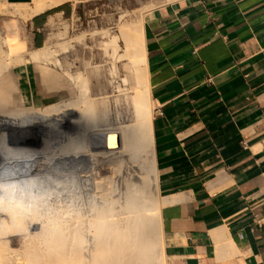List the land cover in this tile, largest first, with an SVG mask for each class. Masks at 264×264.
Listing matches in <instances>:
<instances>
[{"label":"bare ground","instance_id":"bare-ground-1","mask_svg":"<svg viewBox=\"0 0 264 264\" xmlns=\"http://www.w3.org/2000/svg\"><path fill=\"white\" fill-rule=\"evenodd\" d=\"M62 1L8 4L27 19ZM152 8L120 14L95 50L74 49L84 35H69L14 59L0 53V76L26 62L42 84L37 106L26 74L15 99L0 84V127L43 136L35 149L0 137V264H166L143 45Z\"/></svg>","mask_w":264,"mask_h":264},{"label":"crops","instance_id":"crops-1","mask_svg":"<svg viewBox=\"0 0 264 264\" xmlns=\"http://www.w3.org/2000/svg\"><path fill=\"white\" fill-rule=\"evenodd\" d=\"M142 24L165 263L264 264V0H172Z\"/></svg>","mask_w":264,"mask_h":264},{"label":"rangeland","instance_id":"rangeland-1","mask_svg":"<svg viewBox=\"0 0 264 264\" xmlns=\"http://www.w3.org/2000/svg\"><path fill=\"white\" fill-rule=\"evenodd\" d=\"M170 1L172 0H87L78 6L76 0L68 2L72 6L71 11L68 7L63 8L62 11H59V8H51L35 17L28 16L26 19L27 16H22L13 8L11 9L7 0H2L0 3V36L5 39V42L0 41L2 43L0 44V53L3 54L4 50L8 51L11 59L12 57L14 59L15 56H25L31 49L45 47L48 44L53 46V43L55 45L69 35H84L81 42L75 43L74 49L83 51L84 48L85 51L87 48H94L95 50L97 46L94 40L99 37V31L112 27L120 14H124V18H127L130 14V16L133 15L134 10L145 4H151L154 8ZM23 18L26 20L24 21ZM57 39L59 40L57 41ZM82 43L86 44L83 45ZM12 64L1 74L0 84L9 91L12 90L10 97L14 96L12 99H15L21 90V76L26 74L29 90L32 91L30 92V105H41L40 94L34 93V89L37 88L40 92L42 84L33 64L26 62ZM4 75H6L4 78V80L7 79L6 81L2 78ZM5 113L7 114V111L4 105H1L0 115L3 116ZM6 128L8 129V127ZM8 131L12 134L13 139L10 144H5V146L15 149H35L38 147L42 136V133L35 127L27 128L26 133L12 127ZM128 167L130 175L139 173L136 164L129 163Z\"/></svg>","mask_w":264,"mask_h":264},{"label":"built area","instance_id":"built-area-1","mask_svg":"<svg viewBox=\"0 0 264 264\" xmlns=\"http://www.w3.org/2000/svg\"><path fill=\"white\" fill-rule=\"evenodd\" d=\"M0 137H3L8 144H10L13 139L12 134L2 127H0Z\"/></svg>","mask_w":264,"mask_h":264},{"label":"water","instance_id":"water-1","mask_svg":"<svg viewBox=\"0 0 264 264\" xmlns=\"http://www.w3.org/2000/svg\"><path fill=\"white\" fill-rule=\"evenodd\" d=\"M8 2H27L30 0H7Z\"/></svg>","mask_w":264,"mask_h":264}]
</instances>
